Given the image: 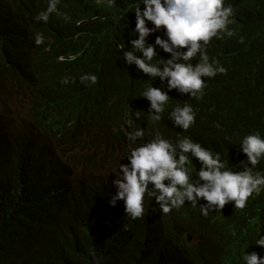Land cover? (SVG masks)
Masks as SVG:
<instances>
[{
	"label": "trees",
	"instance_id": "1",
	"mask_svg": "<svg viewBox=\"0 0 264 264\" xmlns=\"http://www.w3.org/2000/svg\"><path fill=\"white\" fill-rule=\"evenodd\" d=\"M8 1L0 0V12ZM27 1L35 6L34 15L47 8V0ZM135 2L115 0L109 6L107 0H60L58 9L70 19L58 16L57 22L51 14L47 23L39 21L49 46L35 45L33 54L21 62L23 67L0 65V85L7 89H17L23 82L30 85L34 120L62 118L69 111L80 115L70 144L97 150L109 139L112 126L122 122L131 92L148 87V78L128 67L121 51L130 50L128 41L137 38ZM226 4L235 9L236 22L229 25L235 35L213 38L207 54L210 62L218 61L227 72L204 78L201 98L187 95L183 100L196 113L189 129L205 146L224 158L236 150L229 161L232 166L245 159L239 151L243 136L255 130L264 136V0H227ZM14 25L12 17L0 15V30ZM156 35L159 32L148 41L154 43ZM157 52L160 56L162 51L157 48ZM191 62H199V55ZM57 70L69 76L68 83L61 93L51 94L46 79ZM84 74L96 75L97 82L82 83ZM13 96L0 101V264H219L220 259L230 264L231 246L244 241L253 232V223L264 219L262 190L249 197L244 209H225L221 221L209 227L198 222L195 208L178 209L162 218L163 240L159 241L160 234L150 238L148 211L153 199L145 198L144 216L137 219L125 214L122 200L111 206L108 201L115 191L107 172L117 163H95V154L77 155L63 148L68 167L52 145L40 142L27 128L21 130L25 122L11 108ZM173 127L164 115L151 125V132L158 130L171 138L176 135ZM61 130L67 131L66 126ZM182 135L179 130L173 142ZM71 156H79L77 168L84 166L88 172H76ZM256 170L264 174V159ZM191 226L199 235L181 250L183 230Z\"/></svg>",
	"mask_w": 264,
	"mask_h": 264
},
{
	"label": "clouds",
	"instance_id": "2",
	"mask_svg": "<svg viewBox=\"0 0 264 264\" xmlns=\"http://www.w3.org/2000/svg\"><path fill=\"white\" fill-rule=\"evenodd\" d=\"M59 3L60 0H47V8L34 15L35 6L27 0L7 2L0 15L12 17L15 25L0 30V65L23 67L21 62L33 54L35 45L49 46L40 33L39 21L47 23L51 14L57 22L58 16L69 20L70 17L58 9ZM107 3L111 6L115 0H107ZM226 3L227 0H136L133 31L137 38L128 41L130 50L121 51L124 63L148 78V87L131 92L122 122L112 126L109 139L95 151L81 150L70 144L80 115L69 111L62 118L34 120L30 112L33 95L30 85L23 82L17 89L0 85V101L14 95L9 101L25 122L21 130L27 128L26 132L37 134L40 142L52 145L56 156L68 167L64 147L77 155L96 154L95 163L115 161L117 166L107 172L115 191L108 203L115 206L122 200L125 214L137 219L144 216L145 198H152L153 209L148 211L149 233L150 238L160 234L159 241L163 240L162 231H166L162 218L178 209L195 208L198 222L209 227L221 221L225 209H244L249 197L264 190V174L256 170V165L264 159V136L260 131L242 137L239 151L245 159L230 166L236 150L224 158L205 146L189 129L195 123L196 113L192 105L183 100L187 95L201 98L206 87L204 78L227 72L218 61L210 62L207 54V46L213 38L235 35L229 28L236 22L235 9ZM157 32L154 43H150L148 37ZM239 42H244L243 36ZM157 48L162 51L160 56ZM197 55L199 62L194 64L191 61ZM68 78L62 70H57L47 76L46 85L52 93H61ZM80 81L95 84L97 77L84 74ZM164 115L170 118L176 135L179 130L183 131L182 138L173 142L176 135L166 137L158 130L152 134L151 125ZM15 123L22 124L16 115ZM63 125L67 131L61 130ZM69 159L76 172H88L77 168L79 156ZM100 171L107 178L105 171ZM252 226L253 232L244 241L231 246L230 264H264V219ZM198 235L196 226L185 227V241L178 244L181 250ZM90 254L95 259V252ZM219 262L223 264L224 260Z\"/></svg>",
	"mask_w": 264,
	"mask_h": 264
},
{
	"label": "bare ground",
	"instance_id": "3",
	"mask_svg": "<svg viewBox=\"0 0 264 264\" xmlns=\"http://www.w3.org/2000/svg\"><path fill=\"white\" fill-rule=\"evenodd\" d=\"M58 6H59V5H58ZM212 44H213V43H212ZM218 46H219V45H218ZM218 50H219V49H218ZM220 57H221V56H220ZM217 58H218V57H217ZM0 80H1V79H0ZM51 94H52V92H51ZM47 95H48V94H47ZM55 96H56V95H55ZM204 96H205V95H204ZM0 105H1V104H0ZM198 111H199V110H198ZM42 112H43V111H42ZM44 118H45V116H44ZM100 118H101V117H100ZM94 121H95V120H94ZM97 121H98V120H97ZM97 121H96V122H97ZM101 121H102V120H101ZM91 123H93V122H91ZM102 123H103V122H102ZM105 123H106V122H105ZM88 125H90V124H88ZM88 125H87V126H88ZM93 126L96 127V125H94V124H93ZM105 126H106V125H105ZM84 127H85V126H84ZM91 127H92V126H91ZM88 130H90V129H88ZM95 130H96V128H95ZM90 131H91V130H90ZM101 132H102V131H101ZM101 132H100V133H101ZM77 133H78V132H77ZM88 133H89V132H88ZM81 135H82V134H81ZM98 135H99V134H98ZM109 135H110V134H109ZM107 137H108V136H107ZM81 138H82V137H81ZM83 139H84V138H83ZM107 139H108V138H107ZM74 144H75V143H74ZM95 144H96V143H95ZM83 146H84V144H83ZM100 146H102V145H100ZM85 147H86V146H85ZM52 148H53V147H52ZM64 148H65V147H64ZM95 148H96V147H95ZM97 148H98V146H97ZM63 151H64V150H63ZM67 152H68V151H67ZM95 155H96V154H95ZM67 156H68V155H67ZM86 156H87V155H86ZM88 156H89V155H88ZM71 157H72V156H71ZM71 157H70V158H71ZM66 158H67V157H66ZM67 162H68V161H67ZM58 166H59V165H57V167H58ZM60 169H61V168H60ZM68 169H69V168H68ZM56 170H57V169H56ZM66 170H67V169H66ZM67 171L69 172V170H67ZM57 172H58V171H57ZM59 172H61V171H59ZM65 172H66V171H65ZM24 173H25V172H24ZM50 173H51V172H50ZM52 173H53V172H52ZM66 173H67V172H66ZM66 173H65V175H67ZM25 175H26V173H25ZM57 175H58V174H57ZM58 176H59V175H58ZM61 177H62V176H61ZM68 177H69V176H68ZM50 178H51V177H50ZM52 178H54V177H52ZM55 178H56V177H55ZM56 179H58V178H56ZM63 179H64V178H63ZM58 180H59V179H58ZM61 180H62V179H61ZM47 181H48V180H47ZM59 181H60V180H59ZM49 182H50V181H49ZM56 182H57V181H56ZM39 183H40V182H39ZM43 183H44V182H43ZM58 183H59V182H58ZM44 184H45V183H44ZM44 184H43V186H44ZM101 184H102V183H101ZM46 185L48 186L49 184L46 183ZM51 185H52V184H51ZM54 185H55V184H54ZM56 185H58V184H56ZM90 186H91V185H90ZM102 186H103V185H102ZM45 187H46V186H45ZM55 187H56V186H55ZM95 187H96V186H95ZM49 188H50V187H49ZM64 189H65V188H64ZM47 190H48V189H47ZM50 190H51V189H50ZM56 190H57V189H56ZM28 192H29V191H28ZM35 193H36V192H35ZM45 193H46V192H45ZM45 193H44V194H45ZM32 194H33V193H32ZM30 195H31V194H30ZM45 195H46V194H45ZM52 195H53V194H52ZM52 195H51V196H52ZM62 195H63V194H62ZM71 236H72V235H71ZM89 242H90V241H89ZM74 254H75V253H74ZM169 255H170V254H169ZM57 263H58V262H57Z\"/></svg>",
	"mask_w": 264,
	"mask_h": 264
},
{
	"label": "rangeland",
	"instance_id": "4",
	"mask_svg": "<svg viewBox=\"0 0 264 264\" xmlns=\"http://www.w3.org/2000/svg\"><path fill=\"white\" fill-rule=\"evenodd\" d=\"M83 170H85L84 166L82 167ZM78 170V169H77Z\"/></svg>",
	"mask_w": 264,
	"mask_h": 264
}]
</instances>
